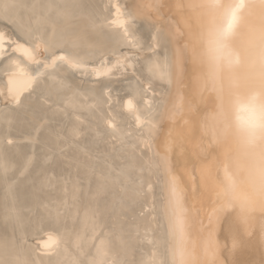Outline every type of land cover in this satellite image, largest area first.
<instances>
[{"label":"bare ground","instance_id":"obj_1","mask_svg":"<svg viewBox=\"0 0 264 264\" xmlns=\"http://www.w3.org/2000/svg\"><path fill=\"white\" fill-rule=\"evenodd\" d=\"M182 3L186 0H0V32L7 38L0 53V173L7 171V179L0 174V264H89L98 258V247L117 264H145L154 252L157 259L167 258L165 155L182 189L188 238L203 251L212 233L224 264H264L258 220L247 229L234 211L209 220L215 176L199 125L211 98L193 95V69L183 44L197 22ZM238 3H247L248 19L264 16V0ZM117 19L130 23L121 27L113 23ZM53 27L64 39V53L81 59L85 68L58 65L23 91L17 106L7 95L8 74L18 73L13 62L33 76L36 69L13 42L25 44L29 34L47 38ZM124 58L129 66L110 76L92 72L102 62L111 66ZM17 79L25 87L24 77L18 73ZM180 97L183 116H173ZM129 99L135 113L125 108ZM146 102L152 131L135 119L147 121ZM28 159L32 163L25 168ZM47 233L59 241L49 252L40 244Z\"/></svg>","mask_w":264,"mask_h":264},{"label":"clouds","instance_id":"obj_2","mask_svg":"<svg viewBox=\"0 0 264 264\" xmlns=\"http://www.w3.org/2000/svg\"><path fill=\"white\" fill-rule=\"evenodd\" d=\"M179 7L197 22L183 44L193 69V95L211 98L199 126L201 142L211 150L215 209L222 210L219 219L234 211L243 225L247 215L264 226V16L248 19L247 3L238 0H186ZM180 98L174 112L182 117ZM145 111L152 131L151 105ZM0 174L7 179L6 170ZM164 211L169 222L166 202ZM89 264L117 262L106 252ZM157 264L187 261L169 237L167 258Z\"/></svg>","mask_w":264,"mask_h":264},{"label":"snow or ice","instance_id":"obj_3","mask_svg":"<svg viewBox=\"0 0 264 264\" xmlns=\"http://www.w3.org/2000/svg\"><path fill=\"white\" fill-rule=\"evenodd\" d=\"M10 7L9 4L5 3L3 5V10L6 12ZM54 7V6H51ZM146 7H152L151 5H147ZM61 15H66V13L61 12ZM114 24H118L121 27H124L126 23H130V21L125 22L123 20L117 19L113 21ZM128 30L124 28V37L127 39ZM7 43L6 34L0 32V53H3L5 50V44ZM15 43V50L17 52L22 53L26 60L35 65L36 74L33 76L26 69L21 68L18 62H13L16 64L18 73L24 77L23 83L25 87H20V82L17 79V72L8 74V82H7V95L11 98V100L19 106L22 103L21 93L28 89H31L33 82L38 81L42 77L49 76L51 73H54L57 69L58 65H68L71 68L82 69L85 68V64L81 59H78L75 56L65 54L64 49V39L62 37L58 38L56 29L53 27L51 35L47 38H44L43 35H31L29 34L28 39L25 44ZM131 43L135 46V41H131ZM73 46H75V41L73 42ZM60 54H57V53ZM129 65L127 63V58L123 60H117L115 64L108 66V64L102 62L100 69H92V72L95 76H110L113 71H119L121 69L127 68ZM154 67L158 68V65H154ZM152 69L150 68V71ZM63 87V82H60ZM145 93L147 89L144 90ZM182 98H179L181 100ZM150 105V102H146ZM125 108L129 112L135 113L137 111L136 105L134 104L132 99H129L125 102ZM175 112L173 113V116ZM137 125L143 126L145 123H150V121H146L141 118L140 115H136L135 117ZM108 126L116 131V126L111 121H108ZM44 126V122H41L40 127ZM154 126V125H153ZM10 134L6 137V143L11 146L15 143L14 139L9 138ZM165 172L168 175L166 180V189L168 192L167 200H166V211L167 215L170 217L169 220V237L170 243L173 248L180 252L187 264H223L222 261L219 260L217 255V250L219 245L216 244L213 239L212 233H209V238L207 242H202L203 251H201V244L197 242L191 241L188 238L187 232V221H186V210L183 205L182 199V189L179 187V184L175 178L168 172L167 168V156L161 157ZM31 159H28L25 162V168L31 166ZM222 210L214 209L213 213L209 217L210 223L213 220L219 219L220 212ZM242 220L244 222V226L247 229L252 225L254 220L247 215L242 216ZM262 231H264V226H261ZM47 239L42 240L40 242L41 248L45 252L53 251L58 246V238L53 233H47ZM149 243H152L149 241ZM237 242L233 241V247H236ZM106 255V251L102 247H98V256L103 258ZM158 259L156 258V253L145 261V264H157Z\"/></svg>","mask_w":264,"mask_h":264},{"label":"rangeland","instance_id":"obj_4","mask_svg":"<svg viewBox=\"0 0 264 264\" xmlns=\"http://www.w3.org/2000/svg\"><path fill=\"white\" fill-rule=\"evenodd\" d=\"M1 22V21H0ZM147 38V36H145ZM123 82L122 83H127L128 81L127 80H122Z\"/></svg>","mask_w":264,"mask_h":264}]
</instances>
